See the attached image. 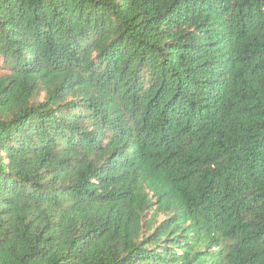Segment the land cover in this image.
I'll use <instances>...</instances> for the list:
<instances>
[{"label": "trees", "instance_id": "obj_1", "mask_svg": "<svg viewBox=\"0 0 264 264\" xmlns=\"http://www.w3.org/2000/svg\"><path fill=\"white\" fill-rule=\"evenodd\" d=\"M0 69V264H264V0H0Z\"/></svg>", "mask_w": 264, "mask_h": 264}, {"label": "rangeland", "instance_id": "obj_2", "mask_svg": "<svg viewBox=\"0 0 264 264\" xmlns=\"http://www.w3.org/2000/svg\"><path fill=\"white\" fill-rule=\"evenodd\" d=\"M5 73L4 70L0 69V77ZM162 220V217H159L158 218V221Z\"/></svg>", "mask_w": 264, "mask_h": 264}]
</instances>
